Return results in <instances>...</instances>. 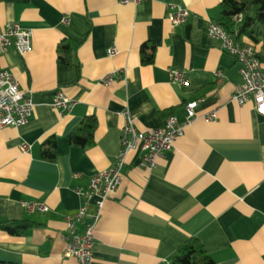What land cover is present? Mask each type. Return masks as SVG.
<instances>
[{
    "label": "crops",
    "instance_id": "crops-1",
    "mask_svg": "<svg viewBox=\"0 0 264 264\" xmlns=\"http://www.w3.org/2000/svg\"><path fill=\"white\" fill-rule=\"evenodd\" d=\"M222 1L0 0L1 26L33 31L31 52L0 47V59L35 103L25 125L0 126L1 263L78 264L64 255L66 217L83 203L77 188L87 189L94 174L114 164L125 112L147 131L170 113L184 120L185 103L204 98L197 119L155 169L140 166L139 150L128 155L95 226L91 264H171L192 237L215 264H264V114L253 100L232 99L240 64L208 33ZM170 4L189 9L184 24L171 25ZM239 42L253 44L264 67V26L258 42ZM143 51L153 53L151 63L143 62ZM65 55L68 62L59 59ZM170 69L185 71L188 82H173ZM217 70L225 73L221 84ZM59 89L73 100L64 117L52 105ZM213 111L216 120L207 121ZM87 116L96 118L95 142L82 147L69 135ZM51 136L56 158L45 160L42 144ZM21 220L32 226L20 233L1 227ZM77 228L82 233L84 224Z\"/></svg>",
    "mask_w": 264,
    "mask_h": 264
},
{
    "label": "built area",
    "instance_id": "built-area-1",
    "mask_svg": "<svg viewBox=\"0 0 264 264\" xmlns=\"http://www.w3.org/2000/svg\"><path fill=\"white\" fill-rule=\"evenodd\" d=\"M120 3L140 5L145 0H119ZM190 16L189 9L182 5H168L167 18L173 27L184 24ZM240 21L242 15L236 16ZM209 36L220 42L221 48L235 57L240 64L241 81L236 85L232 99L242 105L253 100L258 112L264 114V67L253 44H243L218 21H211L208 28ZM0 47L2 51L15 48L21 55L33 50V31L24 28L19 23L0 25ZM109 55L114 56L118 49L112 46ZM173 82H188V75L179 69H170ZM217 82L225 79L223 70L215 71ZM103 81L109 84L113 75H107ZM204 98L185 103L186 117L180 120L174 113L168 114L165 124L151 130H140L136 125V117L129 111L125 112V123L120 138V150L114 164L105 170L94 174L87 189L77 188V193L83 198V203L76 213L66 217L67 229L65 257H76L78 264H91L95 248V226L101 217L105 201L115 193L123 179V168L128 155L139 150L140 166L153 170L157 167V159L164 157L170 151L177 137L183 134L187 125L197 119V108ZM53 107L61 117H64L73 105V100L63 90L59 89L54 95ZM35 111V103L29 92L20 88L18 77L5 69L0 59V126H22L28 123ZM217 118L216 111L206 115L207 121ZM23 151L29 149L28 143L21 145ZM95 200L92 202L91 198ZM29 209L47 211L48 207L40 202H25ZM84 224V231L78 232V225Z\"/></svg>",
    "mask_w": 264,
    "mask_h": 264
},
{
    "label": "trees",
    "instance_id": "trees-1",
    "mask_svg": "<svg viewBox=\"0 0 264 264\" xmlns=\"http://www.w3.org/2000/svg\"><path fill=\"white\" fill-rule=\"evenodd\" d=\"M242 15L237 24L236 16ZM221 23L237 40L243 36L249 37L253 42H258L261 28L264 26V0H223L220 5ZM62 49H69L68 44L62 45ZM68 52V51H63ZM63 62H68L70 56H60ZM154 59L152 52L143 51V62L151 63ZM96 118L87 116L82 124L69 135L73 144L88 147L95 142ZM42 156L45 160L56 158V138L51 136L42 144ZM32 226V222L21 220L2 224L1 227L13 233H20ZM0 264H7L1 263ZM171 264H215L213 258L205 251L202 242L192 237L182 244L172 258Z\"/></svg>",
    "mask_w": 264,
    "mask_h": 264
}]
</instances>
